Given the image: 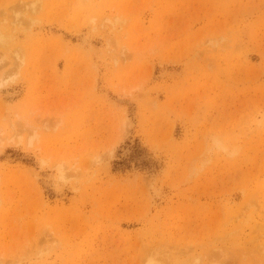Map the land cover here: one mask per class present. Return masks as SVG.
<instances>
[{"label":"rangeland","instance_id":"rangeland-1","mask_svg":"<svg viewBox=\"0 0 264 264\" xmlns=\"http://www.w3.org/2000/svg\"><path fill=\"white\" fill-rule=\"evenodd\" d=\"M0 264H264V0H0Z\"/></svg>","mask_w":264,"mask_h":264},{"label":"clouds","instance_id":"clouds-1","mask_svg":"<svg viewBox=\"0 0 264 264\" xmlns=\"http://www.w3.org/2000/svg\"><path fill=\"white\" fill-rule=\"evenodd\" d=\"M217 146H219V145L217 144Z\"/></svg>","mask_w":264,"mask_h":264},{"label":"bare ground","instance_id":"bare-ground-1","mask_svg":"<svg viewBox=\"0 0 264 264\" xmlns=\"http://www.w3.org/2000/svg\"><path fill=\"white\" fill-rule=\"evenodd\" d=\"M4 78V77H3Z\"/></svg>","mask_w":264,"mask_h":264}]
</instances>
